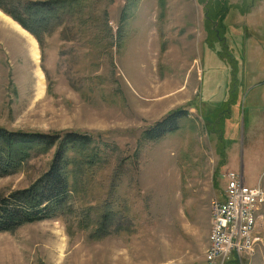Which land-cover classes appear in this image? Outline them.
<instances>
[{"label": "rangeland", "instance_id": "374dc122", "mask_svg": "<svg viewBox=\"0 0 264 264\" xmlns=\"http://www.w3.org/2000/svg\"><path fill=\"white\" fill-rule=\"evenodd\" d=\"M70 7L35 39L36 60L0 9V126L79 132L96 155L73 170L56 215L0 231V264H212L210 207L225 174L264 190V0ZM177 110L176 128L147 136ZM54 151L0 175V197L31 185ZM258 213L255 253L225 264H264V202Z\"/></svg>", "mask_w": 264, "mask_h": 264}, {"label": "trees", "instance_id": "16d2710c", "mask_svg": "<svg viewBox=\"0 0 264 264\" xmlns=\"http://www.w3.org/2000/svg\"><path fill=\"white\" fill-rule=\"evenodd\" d=\"M73 2L74 0H17L10 5L12 10L1 4L0 9L32 34L41 46V34L52 29L62 13L70 10ZM206 22L208 26L207 19ZM207 39L210 41L209 37ZM179 116H182L181 110L170 113L150 128L147 136H159L162 132L176 128L175 121ZM91 141L90 136L75 131L63 134L42 133L9 130L0 126V175L14 171L32 155L55 147L49 167L41 176L28 187L0 197V231L12 230L23 223L56 215L71 194L70 176L76 172L73 170L80 166L84 168L87 162L91 168L95 164V159H91L95 158V153H86ZM69 151H75L79 158L70 157ZM115 215V211L105 204V223L110 222Z\"/></svg>", "mask_w": 264, "mask_h": 264}, {"label": "built area", "instance_id": "2783aa9c", "mask_svg": "<svg viewBox=\"0 0 264 264\" xmlns=\"http://www.w3.org/2000/svg\"><path fill=\"white\" fill-rule=\"evenodd\" d=\"M229 178L223 190L224 200L211 201V230L204 256L212 264H225L230 255L237 254L235 251L251 256L260 240L256 227L263 192L231 173Z\"/></svg>", "mask_w": 264, "mask_h": 264}, {"label": "bare ground", "instance_id": "6f19581e", "mask_svg": "<svg viewBox=\"0 0 264 264\" xmlns=\"http://www.w3.org/2000/svg\"><path fill=\"white\" fill-rule=\"evenodd\" d=\"M5 17V16H4ZM6 18V17H5ZM4 21H7V20H5L4 19ZM34 56H36V58H37V51L34 49ZM233 174L234 175V177L237 179V178H239L241 181H244V178H243V176L241 175V174H239V173H235V172H233V171H230V172H227L226 174H225V183H228V181L230 180V178H229V174ZM250 187H256V186H258V187H260L261 188V190H262V192H263V200H264V190H263V187H262V184L260 183V181L259 182H256L254 185H249ZM214 200H218V201H223L224 200V198L222 197V199H214ZM210 213H211V207H210ZM256 229H257V227H256ZM210 230H211V224H210ZM209 235H210V233H209ZM208 245H209V236H208ZM208 245H207V247H208ZM258 245V244H257ZM257 245L255 246V248H254V252L252 253V254H254L255 253V250L257 249ZM207 249V248H206ZM237 254H239V255H237V254H235V253H233L232 255L234 256L235 255V257H238L239 258V260H240V256H241V254L243 253V252H237V251H235ZM205 253H206V250H205ZM246 255V254H245ZM231 256V255H230ZM247 256H249V255H247ZM204 260L206 261V262H208L207 260H206V258H204ZM225 263H226V261H225Z\"/></svg>", "mask_w": 264, "mask_h": 264}, {"label": "crops", "instance_id": "0c3cea01", "mask_svg": "<svg viewBox=\"0 0 264 264\" xmlns=\"http://www.w3.org/2000/svg\"><path fill=\"white\" fill-rule=\"evenodd\" d=\"M16 30H17V31H20L22 35H24L25 37H27V40L30 42V45H31L30 50H31L32 47H34V48L36 49V51H37V54H38L39 51H38V46H37V42H36L35 38H34L30 33H28L27 31H25V30H23V29H16ZM30 55H31V57H32L34 60L37 59V58H34V57L32 56L31 52H30ZM239 174H241V175L243 176V172H242V171H240ZM209 217H210V215H209Z\"/></svg>", "mask_w": 264, "mask_h": 264}]
</instances>
